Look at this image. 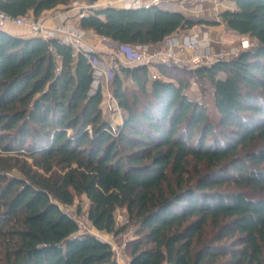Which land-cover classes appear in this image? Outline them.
Instances as JSON below:
<instances>
[{"label":"trees","instance_id":"trees-1","mask_svg":"<svg viewBox=\"0 0 264 264\" xmlns=\"http://www.w3.org/2000/svg\"><path fill=\"white\" fill-rule=\"evenodd\" d=\"M234 1L219 21L156 5L91 8L79 18L118 44H155L220 22L255 41L192 69L155 64L153 77L147 65L118 63L115 128L82 51L0 29V264H119L65 210L81 194L97 230L120 232L114 212L126 209L135 225L128 264H264V0ZM70 2L0 0V11L37 17ZM188 77L211 82L215 117L186 94Z\"/></svg>","mask_w":264,"mask_h":264},{"label":"rangeland","instance_id":"rangeland-1","mask_svg":"<svg viewBox=\"0 0 264 264\" xmlns=\"http://www.w3.org/2000/svg\"><path fill=\"white\" fill-rule=\"evenodd\" d=\"M108 1L105 3V6H110L108 4ZM232 0H205L203 2L202 8L198 6L194 7L191 6V4H188L187 2H181V1H174L179 5L180 9L183 10L188 16L192 17H202V16H207L208 13L213 14L214 16H218L215 14H219V12L222 9H229L228 4H230ZM75 2V5L73 3ZM181 2V3H180ZM120 6V4L113 3L112 6ZM169 6L167 7H173L175 5L173 1H170L168 3ZM78 6L79 10L75 11L72 15H69L68 9L74 8ZM214 8V9H213ZM79 5L78 0H71L69 5L67 7L65 6H59L58 8H55L53 10H50L47 13H43L39 16H34L32 12L27 13V15L34 20H39L44 25L48 28L54 26L57 23H61L64 26L74 29H80L84 30V34L81 37V43L85 47H89L100 54V63H98L97 67H101V70L103 71V74L99 77L98 81L101 85V88L103 90V95H104V107H105V117L110 121L112 124L113 128H115L118 124L121 123L122 118H123V111L122 109L117 105L116 100L114 99L112 95V76L110 75L108 71V67L110 64V56H111V50L114 49V43L112 42H107L105 39H102L100 35L96 34L93 30L91 29H82L79 26V14L82 13ZM85 12V10H84ZM47 18H53V22L51 24H47L46 20ZM220 26L216 29L213 28H208V27H203L200 26L199 24L193 25L191 28L194 29L192 33H197L198 35L202 36L204 39L203 42L199 45L200 49H205L209 48L211 51V56L216 57L218 56L219 53L228 51V49H235L234 54H230L228 56V59L236 56L239 52L247 50L251 48V44L254 43L255 41L249 37L246 34H239L236 32H233L227 28V25L224 22L219 23ZM14 26V25H13ZM20 27L23 28L22 31H29V28L27 26H18L17 28L19 29ZM20 30V29H19ZM21 31V30H20ZM206 35V38H205ZM249 41L250 47L243 48L242 46V41ZM208 41V42H206ZM159 43L156 45H153V47H156ZM177 53V52H176ZM177 54H182L181 57L176 55L181 61L185 60V56L183 53H177ZM122 65L126 66H134V64H130L128 62H125V60H120L118 61ZM186 62V61H185ZM184 65H189L182 63ZM150 68V67H149ZM184 68V67H183ZM189 69V68H185ZM154 70V69H151ZM154 72H157L156 69ZM186 73H179L180 76H185ZM155 74H151L149 72V76L153 77ZM187 75V74H186ZM225 72L220 71L216 74L217 77L224 76ZM190 77H188L189 80ZM124 83L128 85H132V80L129 78H126L124 80ZM94 87V86H93ZM213 86L211 82L206 79V78H190V83H189V88L186 91V94L190 98L196 100V101H203L206 106H207V111L208 113L212 116H216V110L213 105ZM189 92V93H188ZM140 101H143V98H140ZM197 167L195 165L190 167L191 175L195 174V169ZM89 206V200L84 194L81 195H75L74 196V201L72 205L66 206L65 210L70 212L75 219L78 222L79 225V232H87L95 235L101 240H104L105 242L109 243L113 253L114 257L117 260L119 264H128L129 262V247H128V240L133 238L134 236V223L132 220L129 219V216L127 214V211L125 208H117L114 212V218H115V223L116 226L119 228H123L120 232L118 233H108L105 231H100L97 230L95 227L91 225V223L87 220V210ZM208 231V229H207ZM209 231L211 232V228H209ZM210 233H208L209 236Z\"/></svg>","mask_w":264,"mask_h":264},{"label":"built area","instance_id":"built-area-1","mask_svg":"<svg viewBox=\"0 0 264 264\" xmlns=\"http://www.w3.org/2000/svg\"><path fill=\"white\" fill-rule=\"evenodd\" d=\"M170 1H173V3L175 4L173 5V7H167L169 6L168 3H170ZM174 1L178 0H109L108 4L112 6L113 3H117L120 4V6L118 5V7L125 9H136L156 5L181 11L179 5H176L178 3ZM179 1L187 2L194 7L199 5L200 8H202L203 2H205V0ZM73 5H75V2L73 3ZM81 7L83 6H80V8ZM83 14V12L80 13L79 18L82 17ZM213 19L219 21L218 16H214ZM9 24L15 26H27L29 28V32L33 36H39L43 39L56 38L59 41L69 45L73 49L74 54H76L78 51H82L88 58L89 62L92 64L94 70L93 86L98 85V79L103 74L101 67H97L98 63H100V59L99 57L96 58L90 54L97 51L89 47H85L81 43V37L84 34V30L74 28L69 29L61 23H57L54 26L48 28L44 25V23L39 20L31 19L27 14L9 16L3 11H0V29H5ZM100 37L102 39H105L107 42L114 43L115 46L114 49L111 50L110 64L108 67V71L111 76L113 74V70L117 69L119 63L118 61L120 60H125V62L134 65H147L148 67H153L155 64L160 63L192 69L201 65H208L217 61L227 60L230 54L235 53V49H228V51L221 52L218 54V56L212 57L209 48L200 49L199 45L203 42L204 39L202 38V36L198 35L195 32L185 35H176L172 33L166 36L162 41H160L156 47H153L152 44H118L107 37L101 35ZM254 44L255 42L251 45L253 46ZM251 45H249V41H242L243 48L250 47ZM176 52H189V54L185 56V60H183L182 62L189 65L186 66L182 64V60L180 61V59L176 57Z\"/></svg>","mask_w":264,"mask_h":264},{"label":"crops","instance_id":"crops-1","mask_svg":"<svg viewBox=\"0 0 264 264\" xmlns=\"http://www.w3.org/2000/svg\"><path fill=\"white\" fill-rule=\"evenodd\" d=\"M79 1V5L80 6H83V7H81L82 9H80L81 10V12H83V13H86V12H88L89 11V9H91V8H103V7H105V3L107 2V0H78ZM231 3L230 4H228L229 6H228V8L229 9H234L235 8V1L234 0H232V1H230ZM78 11L79 10V7L78 6H76V7H74V8H70V9H68L67 11H68V13H69V15H72L73 13H75V11ZM84 10H85V12H84ZM176 11H177V9H175ZM223 10V9H222ZM47 12H49V11H47ZM47 12H45V13H47ZM184 16H186V17H188V15L183 11V10H181L180 11ZM203 18H207V19H213V14H211V13H208L207 14V16H202ZM53 22V18H47V20H46V23L47 24H51ZM200 26H203V27H208V28H213V29H215V31H216V29L220 26V24H217V25H202V24H199ZM18 26H13V25H11V24H9V25H7V27L5 28V30H7V31H9V32H11V33H13V34H16V35H23V36H33L28 30L27 31H22L23 30V28L22 27H20L19 29L21 30H19L18 28H17ZM228 28V27H227ZM229 29V28H228ZM229 30H231V29H229ZM194 31V29H192V28H189V29H180V30H178V31H175V32H173L174 34H176V35H185V34H190V33H192ZM231 31H233V30H231ZM233 32H236V31H233ZM237 33V32H236ZM159 43V42H158ZM157 43H155V44H152V45H156ZM184 55H188L189 54V52H185V53H183ZM176 55L178 56H180L181 57V55L182 54H177L176 53ZM98 57H99V59H100V54H98ZM151 69H154V70H151ZM155 71V68L154 67H150L149 68V72L151 73V74H155L156 72H154ZM224 76H221V77H218V78H223ZM189 93V92H188ZM188 95H190V93L188 94ZM104 105H105V103H104ZM104 113H105V111H104Z\"/></svg>","mask_w":264,"mask_h":264},{"label":"water","instance_id":"water-1","mask_svg":"<svg viewBox=\"0 0 264 264\" xmlns=\"http://www.w3.org/2000/svg\"><path fill=\"white\" fill-rule=\"evenodd\" d=\"M171 10H174V9L171 8ZM187 18L190 19V20H192V21H194V22H196V23H198L200 20H203V21H205V22L216 21L215 19H207V18H203V17H192V16H188ZM96 88H97V85H95V86L93 87L94 90H95Z\"/></svg>","mask_w":264,"mask_h":264}]
</instances>
